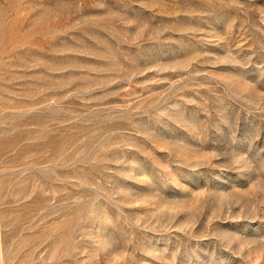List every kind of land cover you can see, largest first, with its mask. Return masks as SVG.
I'll list each match as a JSON object with an SVG mask.
<instances>
[{"label": "rangeland", "instance_id": "1", "mask_svg": "<svg viewBox=\"0 0 264 264\" xmlns=\"http://www.w3.org/2000/svg\"><path fill=\"white\" fill-rule=\"evenodd\" d=\"M0 264H264V0H0Z\"/></svg>", "mask_w": 264, "mask_h": 264}]
</instances>
